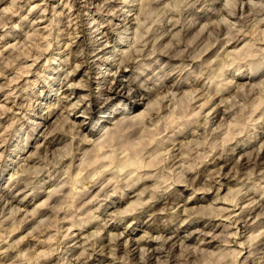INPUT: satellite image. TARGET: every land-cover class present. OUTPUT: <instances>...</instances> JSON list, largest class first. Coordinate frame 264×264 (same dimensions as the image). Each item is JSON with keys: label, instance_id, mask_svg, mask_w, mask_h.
<instances>
[{"label": "rangeland", "instance_id": "1", "mask_svg": "<svg viewBox=\"0 0 264 264\" xmlns=\"http://www.w3.org/2000/svg\"><path fill=\"white\" fill-rule=\"evenodd\" d=\"M127 1L0 0V264H264V0Z\"/></svg>", "mask_w": 264, "mask_h": 264}, {"label": "bare ground", "instance_id": "2", "mask_svg": "<svg viewBox=\"0 0 264 264\" xmlns=\"http://www.w3.org/2000/svg\"><path fill=\"white\" fill-rule=\"evenodd\" d=\"M127 2H131V0H128ZM125 3H126V0H125ZM254 26V25H253ZM15 28V27H14ZM136 36V35H135ZM91 42H94V40H92ZM111 55V54H110ZM182 56V55H181ZM226 62V61H225ZM112 64V62H110V61H107L106 60V65H111ZM227 64V63H226ZM230 66V65H229ZM217 70V69H216ZM207 75V74H206ZM102 81H104V76H101V77H98V82H97V85H101V83H102ZM117 88H115L114 90H116ZM110 90H113V88L112 89H110ZM117 94H118V96H120V98H123L124 97V99H126V100H128V99H131L132 97H134L135 95V93H132V90L130 89V88H127L126 90H124L123 91V89H119V91L117 92ZM212 97V96H211ZM49 99H50V97H49ZM120 101L122 102V100L120 99V100H118V104L116 105V107L119 105V103H120ZM50 106V105H49ZM11 109V108H10ZM48 114H47V116H46V118L48 117V120L50 119V118H52V116L56 113L55 112V109L52 107V108H49L48 109V112H47ZM42 116V115H41ZM45 118V119H46ZM102 119V118H101ZM99 121V120H98ZM103 121V120H102ZM97 123V122H96ZM105 123V122H104ZM170 123V122H169ZM95 131V129H92L91 131H90V133H93ZM4 139V138H3ZM0 142H2V139H0ZM23 149V148H22ZM120 161V160H119ZM253 162V161H252ZM146 163V162H145ZM147 164V163H146ZM170 169V168H169ZM19 172V171H18ZM163 176V175H162ZM142 178V177H141ZM140 179V178H139ZM179 179V178H178ZM165 180V179H164ZM176 181V180H175ZM19 183V182H18ZM156 184H157V182H156ZM238 194V193H237ZM143 206V205H142ZM141 206V207H142ZM229 216V215H228ZM12 218V217H11ZM72 223V222H71ZM67 229V228H66ZM103 230V229H102ZM46 234V233H45ZM146 244V243H145ZM150 244H151V242H150ZM147 245V244H146ZM148 245H149V243H148ZM157 249V248H156ZM155 251V250H154ZM187 256V255H186ZM41 257V256H40Z\"/></svg>", "mask_w": 264, "mask_h": 264}]
</instances>
